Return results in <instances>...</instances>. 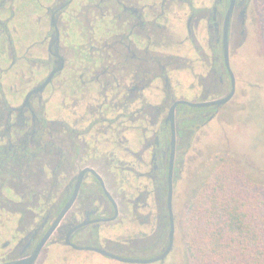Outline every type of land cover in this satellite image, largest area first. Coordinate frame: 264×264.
I'll return each instance as SVG.
<instances>
[{"label":"flooded vegetation","instance_id":"af4514ba","mask_svg":"<svg viewBox=\"0 0 264 264\" xmlns=\"http://www.w3.org/2000/svg\"><path fill=\"white\" fill-rule=\"evenodd\" d=\"M257 7L0 0V264H165Z\"/></svg>","mask_w":264,"mask_h":264},{"label":"rangeland","instance_id":"374dc122","mask_svg":"<svg viewBox=\"0 0 264 264\" xmlns=\"http://www.w3.org/2000/svg\"><path fill=\"white\" fill-rule=\"evenodd\" d=\"M257 3V18L250 24L248 44L242 59L236 60L238 67L233 63L239 91L211 123L208 144L197 159L191 183V188L198 186L200 190L203 184L227 177L243 195L247 191L242 190L245 184L241 178L245 176L254 183L253 190H249L252 193L248 192V199L254 203L258 198L264 201V0ZM190 212L186 209L179 214L175 247L165 264H195L191 248L202 234L194 230ZM87 256L92 258H85L83 264H133L97 254Z\"/></svg>","mask_w":264,"mask_h":264},{"label":"trees","instance_id":"16d2710c","mask_svg":"<svg viewBox=\"0 0 264 264\" xmlns=\"http://www.w3.org/2000/svg\"><path fill=\"white\" fill-rule=\"evenodd\" d=\"M241 180L243 195L227 177L198 190L190 209V222L202 234L191 248L195 264H264V201L251 202L254 183Z\"/></svg>","mask_w":264,"mask_h":264},{"label":"water","instance_id":"95a60500","mask_svg":"<svg viewBox=\"0 0 264 264\" xmlns=\"http://www.w3.org/2000/svg\"><path fill=\"white\" fill-rule=\"evenodd\" d=\"M233 79H234V76H233ZM235 90H233L229 95H227L226 97H223L219 100H216V101H213L211 103L213 104H218V105H223L225 103H227L233 96ZM173 242H174V227L172 229V233H171V241H170V245L169 247L165 250V252L161 255V256H158V257H154V258H151V259H135V258H124V257H121L119 255H116L114 253H111V252H108V251H105V250H102L100 249L99 251L103 254H106V255H109V256H112L116 259H119V260H123V261H126V262H131V263H152V262H156V261H159V260H164L165 257L170 253V251L172 250V246H173ZM41 247L35 252V255L38 254V252L40 251Z\"/></svg>","mask_w":264,"mask_h":264}]
</instances>
